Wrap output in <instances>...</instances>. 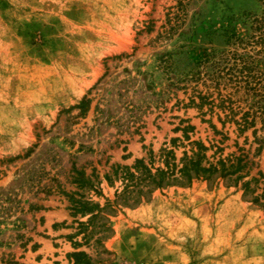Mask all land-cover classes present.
<instances>
[{"label":"rangeland","instance_id":"374dc122","mask_svg":"<svg viewBox=\"0 0 264 264\" xmlns=\"http://www.w3.org/2000/svg\"><path fill=\"white\" fill-rule=\"evenodd\" d=\"M227 50L264 72V0H0V264H264L260 119L239 131L176 83ZM193 141L247 176L154 189Z\"/></svg>","mask_w":264,"mask_h":264},{"label":"trees","instance_id":"16d2710c","mask_svg":"<svg viewBox=\"0 0 264 264\" xmlns=\"http://www.w3.org/2000/svg\"><path fill=\"white\" fill-rule=\"evenodd\" d=\"M254 1L257 3L261 0ZM177 5H180V2ZM234 16L238 17V19L243 17V20L249 22L250 25L253 24V29L257 32L263 28L262 23L259 22L260 20L258 21L256 19L257 17H255L254 11L250 12L246 11V9H241L240 11L239 9L235 14L230 15L231 18ZM230 17L228 18L229 20ZM223 34L228 44L241 42L233 33L228 34L227 29L223 30ZM208 51L213 50L211 49ZM204 56L205 59H207V53H204ZM178 75L179 78L176 83H181L183 90H189L191 95L189 102L191 104H194V99L198 100V103L194 104L197 108H200L204 103L209 106V110L213 106L217 107L220 111L225 112L223 116L227 121H231L237 125L239 131L252 127L255 120L259 118L261 129L264 131V106H258L260 102H264V72L257 70L252 65V62H248L241 54L236 55L235 52L230 53L228 50L221 52L219 66L215 71L207 73L203 79L198 77V73H194V71L192 72L190 70L184 74L177 73V77ZM188 83H192V85L188 86ZM200 86L205 88L204 92L199 89ZM213 90L217 91L219 95V102L217 105H213L212 99L209 100L210 91ZM226 90L232 93H220V91L227 92ZM240 90H243L242 95L244 98H237L235 101L231 102V94L238 93ZM254 94L257 97V101L250 103L247 98L249 96L252 97ZM85 103L86 101H82L79 106L82 107ZM237 113H240V115L238 119L235 120L234 118ZM185 129L186 127H182L177 130L184 132ZM191 144L194 146V150L190 151V155H187L186 152H182L181 157L176 162L171 150L163 151V159L161 161L162 167L154 169V174H150L148 171L146 175L149 179V184H151L154 189H162L177 184L189 185L192 180L198 178L208 181L213 176L215 178L230 180L233 175L240 172L243 173L235 175L232 181L238 182L247 176L250 164H247L245 161V156L217 159L213 165L206 162L202 164V161L206 158V148L197 141H193ZM252 180L253 178L251 181ZM249 183V181L241 182L240 186L243 194L252 192V190L249 189ZM260 199H263L262 206L264 208V195L260 194L251 197V201L255 203ZM76 256H81V254L78 253Z\"/></svg>","mask_w":264,"mask_h":264}]
</instances>
